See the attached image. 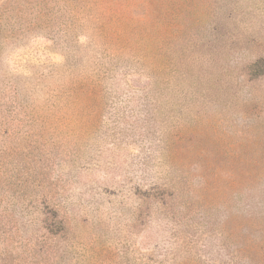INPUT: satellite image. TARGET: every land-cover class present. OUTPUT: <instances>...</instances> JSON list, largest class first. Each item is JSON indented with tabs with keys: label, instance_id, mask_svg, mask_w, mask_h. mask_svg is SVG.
<instances>
[{
	"label": "rangeland",
	"instance_id": "374dc122",
	"mask_svg": "<svg viewBox=\"0 0 264 264\" xmlns=\"http://www.w3.org/2000/svg\"><path fill=\"white\" fill-rule=\"evenodd\" d=\"M0 264H264V0H0Z\"/></svg>",
	"mask_w": 264,
	"mask_h": 264
}]
</instances>
